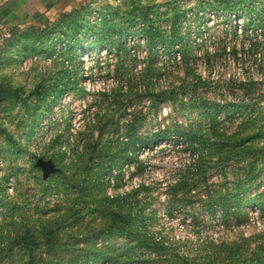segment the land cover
Masks as SVG:
<instances>
[{
    "label": "rangeland",
    "instance_id": "rangeland-1",
    "mask_svg": "<svg viewBox=\"0 0 264 264\" xmlns=\"http://www.w3.org/2000/svg\"><path fill=\"white\" fill-rule=\"evenodd\" d=\"M9 31L0 264H264V0H82ZM109 249L131 260L85 259Z\"/></svg>",
    "mask_w": 264,
    "mask_h": 264
},
{
    "label": "crops",
    "instance_id": "crops-1",
    "mask_svg": "<svg viewBox=\"0 0 264 264\" xmlns=\"http://www.w3.org/2000/svg\"><path fill=\"white\" fill-rule=\"evenodd\" d=\"M81 4L82 0H0V22L9 29L21 22L71 11Z\"/></svg>",
    "mask_w": 264,
    "mask_h": 264
},
{
    "label": "trees",
    "instance_id": "trees-1",
    "mask_svg": "<svg viewBox=\"0 0 264 264\" xmlns=\"http://www.w3.org/2000/svg\"><path fill=\"white\" fill-rule=\"evenodd\" d=\"M173 201H180V200H176L175 198H173ZM105 230H103V234H104ZM106 232H108V234H105V235H109V236H112L114 234H110V233H119V234H122L121 232V229H117L115 228V226H110L109 228H107ZM121 232V233H120ZM119 234H116V235H119ZM44 239L45 241L42 243L45 245V248H44V251H46L47 253H58L60 251H62L64 248L61 246V245H57L56 243H54L51 239V237L49 236H44ZM70 251V254L67 253L66 251L63 250V253H65L62 258L60 260H57V261H44L45 263L43 264H61V262H63L65 259H67L66 261L69 262V263H72V262H75L76 260V257L77 255H83L82 252L83 251H79L78 254L75 255V252L74 251H71L69 247H67ZM25 249H32L31 246H28L25 248ZM110 250V249H109ZM85 259H88L92 256H96L97 258L103 260V261H106V262H109V263H116L118 260H123V261H130L131 258L130 257H127L126 256H121V255H115L111 250L110 251H87L85 254ZM83 257V256H82ZM32 263H26L24 262L23 260H21L19 263L20 264H41V261L39 262H35L34 259H32L31 261Z\"/></svg>",
    "mask_w": 264,
    "mask_h": 264
},
{
    "label": "built area",
    "instance_id": "built-area-1",
    "mask_svg": "<svg viewBox=\"0 0 264 264\" xmlns=\"http://www.w3.org/2000/svg\"><path fill=\"white\" fill-rule=\"evenodd\" d=\"M10 38V31L6 25L0 22V48Z\"/></svg>",
    "mask_w": 264,
    "mask_h": 264
},
{
    "label": "water",
    "instance_id": "water-1",
    "mask_svg": "<svg viewBox=\"0 0 264 264\" xmlns=\"http://www.w3.org/2000/svg\"><path fill=\"white\" fill-rule=\"evenodd\" d=\"M37 166L42 169L44 174H49V173L54 172V168L49 166V164L44 162L43 160H38L37 161Z\"/></svg>",
    "mask_w": 264,
    "mask_h": 264
}]
</instances>
